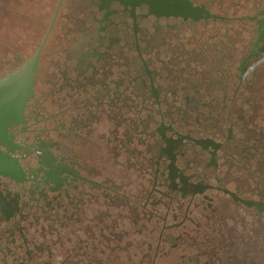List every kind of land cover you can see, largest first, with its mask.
Instances as JSON below:
<instances>
[{"label": "flooded vegetation", "instance_id": "flooded-vegetation-1", "mask_svg": "<svg viewBox=\"0 0 264 264\" xmlns=\"http://www.w3.org/2000/svg\"><path fill=\"white\" fill-rule=\"evenodd\" d=\"M24 69L0 264H264V0H0Z\"/></svg>", "mask_w": 264, "mask_h": 264}, {"label": "water", "instance_id": "water-1", "mask_svg": "<svg viewBox=\"0 0 264 264\" xmlns=\"http://www.w3.org/2000/svg\"><path fill=\"white\" fill-rule=\"evenodd\" d=\"M34 63V60L31 62ZM29 76L26 69L0 81V142L7 127L19 121L24 101L27 99ZM10 159L0 154V174L10 168Z\"/></svg>", "mask_w": 264, "mask_h": 264}]
</instances>
